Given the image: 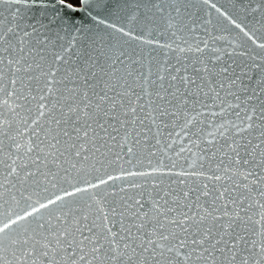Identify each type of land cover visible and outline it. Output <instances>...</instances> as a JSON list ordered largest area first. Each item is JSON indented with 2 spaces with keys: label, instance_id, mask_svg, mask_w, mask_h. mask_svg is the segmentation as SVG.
<instances>
[{
  "label": "snow or ice",
  "instance_id": "snow-or-ice-1",
  "mask_svg": "<svg viewBox=\"0 0 264 264\" xmlns=\"http://www.w3.org/2000/svg\"><path fill=\"white\" fill-rule=\"evenodd\" d=\"M56 3L0 0V264H264V0Z\"/></svg>",
  "mask_w": 264,
  "mask_h": 264
},
{
  "label": "water",
  "instance_id": "water-1",
  "mask_svg": "<svg viewBox=\"0 0 264 264\" xmlns=\"http://www.w3.org/2000/svg\"><path fill=\"white\" fill-rule=\"evenodd\" d=\"M28 7L35 13H39L43 15V10L47 9L49 11V14L53 10H55L58 5L56 3V0H29ZM62 12L64 14H67L70 17L75 18V23L79 27L83 28L84 32L87 34H95L98 31H103V25H99L98 23L94 22L93 19H91L92 14L86 13V12H80V13H68L66 9H63ZM103 18V14L101 17ZM116 21L115 17L109 18V22ZM118 22V21H116Z\"/></svg>",
  "mask_w": 264,
  "mask_h": 264
},
{
  "label": "trees",
  "instance_id": "trees-1",
  "mask_svg": "<svg viewBox=\"0 0 264 264\" xmlns=\"http://www.w3.org/2000/svg\"><path fill=\"white\" fill-rule=\"evenodd\" d=\"M73 3H79V0H72Z\"/></svg>",
  "mask_w": 264,
  "mask_h": 264
}]
</instances>
